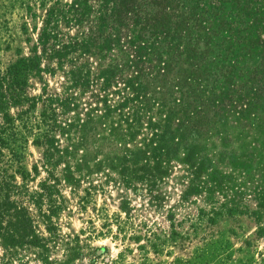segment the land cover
<instances>
[{"label":"rangeland","instance_id":"obj_1","mask_svg":"<svg viewBox=\"0 0 264 264\" xmlns=\"http://www.w3.org/2000/svg\"><path fill=\"white\" fill-rule=\"evenodd\" d=\"M195 1L0 0V264H264V0Z\"/></svg>","mask_w":264,"mask_h":264},{"label":"trees","instance_id":"obj_2","mask_svg":"<svg viewBox=\"0 0 264 264\" xmlns=\"http://www.w3.org/2000/svg\"><path fill=\"white\" fill-rule=\"evenodd\" d=\"M191 2L196 3L198 1L191 0ZM73 8L75 9V7ZM47 22L50 23L51 20L49 19ZM45 35L46 34L44 32V36ZM47 38L48 37L44 38L43 40L45 41ZM37 65L38 62L33 58H19L7 68L3 75H0V118L2 119L3 123L0 124V232L1 228L2 230L5 228L6 223H4L3 226L2 218L7 215V211L10 209L11 215H16V205L19 204L20 200V204H22L24 199L22 192H20V187L16 185L14 175L8 173V171L2 166V158L5 155L4 150L10 148L8 131L12 129L11 126L13 125V117L10 115V113H8V108L10 106H16L20 103L21 92L24 90L27 84L28 72ZM3 206H5L4 209ZM26 213H28V211L24 208L21 215H24L25 221L18 224L20 232L18 234L15 232L13 234L14 238L21 239L25 236V234H22L21 229L29 228V216ZM16 228L17 227H15V229Z\"/></svg>","mask_w":264,"mask_h":264}]
</instances>
